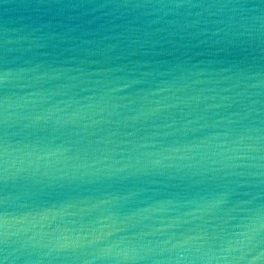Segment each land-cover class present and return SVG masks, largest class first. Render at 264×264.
<instances>
[{"label":"water","instance_id":"obj_1","mask_svg":"<svg viewBox=\"0 0 264 264\" xmlns=\"http://www.w3.org/2000/svg\"><path fill=\"white\" fill-rule=\"evenodd\" d=\"M0 260L264 264V0H0Z\"/></svg>","mask_w":264,"mask_h":264},{"label":"snow or ice","instance_id":"obj_2","mask_svg":"<svg viewBox=\"0 0 264 264\" xmlns=\"http://www.w3.org/2000/svg\"><path fill=\"white\" fill-rule=\"evenodd\" d=\"M252 239H253L252 236H245V238H244L245 242L251 241ZM0 264H4V261L3 260H0Z\"/></svg>","mask_w":264,"mask_h":264}]
</instances>
